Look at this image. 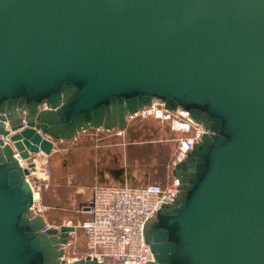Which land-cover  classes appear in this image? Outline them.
<instances>
[{
    "label": "water",
    "instance_id": "95a60500",
    "mask_svg": "<svg viewBox=\"0 0 264 264\" xmlns=\"http://www.w3.org/2000/svg\"><path fill=\"white\" fill-rule=\"evenodd\" d=\"M155 101L203 131L145 264H264V0H0V264H106L61 259L76 226L45 227L26 176Z\"/></svg>",
    "mask_w": 264,
    "mask_h": 264
},
{
    "label": "rangeland",
    "instance_id": "374dc122",
    "mask_svg": "<svg viewBox=\"0 0 264 264\" xmlns=\"http://www.w3.org/2000/svg\"><path fill=\"white\" fill-rule=\"evenodd\" d=\"M128 126L120 135L96 129L81 132L72 140L58 141L52 155L47 157L51 174L42 195L43 203L49 204L45 217L51 225L58 226L69 220L77 225L68 240L69 257L85 251L80 225L86 215L80 210L88 195L93 172L98 176L101 173L112 175L121 169L122 179L126 178L132 185L154 183L165 187L172 181L171 160L179 134L171 131L166 122L152 118L136 117ZM138 150L145 152L143 158L134 157ZM159 150H164L162 159ZM117 183L122 184L124 180Z\"/></svg>",
    "mask_w": 264,
    "mask_h": 264
},
{
    "label": "built area",
    "instance_id": "2783aa9c",
    "mask_svg": "<svg viewBox=\"0 0 264 264\" xmlns=\"http://www.w3.org/2000/svg\"><path fill=\"white\" fill-rule=\"evenodd\" d=\"M136 117L166 122L171 131L179 134L171 160L172 167L183 160L190 143H196L203 131L201 124L185 117V111H170L157 101L130 115L128 122ZM112 132L120 135L123 130ZM47 157L42 154L33 156L35 167L29 169L26 176L34 193L32 209L44 218L47 208L42 203L41 195L51 174ZM21 162L26 166L27 161ZM174 195V177L165 187L154 183L91 186L80 210L86 215L80 225L84 232L85 251L74 257L96 258L106 264H145L146 255L141 242L142 220L152 218L153 206L168 204ZM64 224L73 225L71 220ZM46 226L57 225H51L46 220ZM68 246L69 243L63 245L64 254L61 259L65 262L71 258L67 255Z\"/></svg>",
    "mask_w": 264,
    "mask_h": 264
},
{
    "label": "crops",
    "instance_id": "0c3cea01",
    "mask_svg": "<svg viewBox=\"0 0 264 264\" xmlns=\"http://www.w3.org/2000/svg\"><path fill=\"white\" fill-rule=\"evenodd\" d=\"M56 146H57V142L55 143V147ZM113 174L109 175L108 173H103V174L101 173V176H98L96 172H93L91 175V181H90V185L88 187V190L93 185H125V184H128V182H127L128 180L126 178L122 179V176H124L123 171H121V173L119 175H117L115 173H113ZM120 180H122V181L124 180V183H122V184L117 183ZM130 185H132V184H130ZM44 206L47 208V207H49V204L45 203ZM46 211H47V209H46ZM46 220H47V218H46Z\"/></svg>",
    "mask_w": 264,
    "mask_h": 264
},
{
    "label": "trees",
    "instance_id": "16d2710c",
    "mask_svg": "<svg viewBox=\"0 0 264 264\" xmlns=\"http://www.w3.org/2000/svg\"><path fill=\"white\" fill-rule=\"evenodd\" d=\"M128 128H129V126L125 129V130H128ZM147 146H149V145H147ZM159 151H162V154H161V156H159L160 157V159H162L163 157H164V155H165V153H164V150H159ZM149 152V150L147 151V153ZM143 153V150H141L140 152H139V150H138V152H136V153H134V157H137L138 159H140L141 158V156H142V158L144 157V153ZM140 154H142V155H140ZM163 167V166H162ZM160 168V170L162 171L163 170V168ZM121 169L120 170H118L117 172H114L115 174H117V175H119L120 173H121ZM42 195H43V192H42ZM42 195H41V199H42ZM42 203H43V200H42ZM45 203H43V205H44Z\"/></svg>",
    "mask_w": 264,
    "mask_h": 264
}]
</instances>
